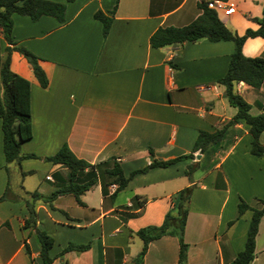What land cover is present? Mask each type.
Returning <instances> with one entry per match:
<instances>
[{
  "label": "crops",
  "instance_id": "crops-1",
  "mask_svg": "<svg viewBox=\"0 0 264 264\" xmlns=\"http://www.w3.org/2000/svg\"><path fill=\"white\" fill-rule=\"evenodd\" d=\"M198 1L72 0L65 2L62 22L11 15L13 40L39 57L47 86L40 87L26 60L11 52L10 70L30 83L31 137L19 151L34 157L5 163L0 129V195L6 189L0 200V264H41L34 228L24 225L26 201L35 211L34 227L53 239L51 264H134L142 244L135 231L160 224L171 195L188 185L193 188L183 230L186 264H230L243 249L252 212L236 217L237 202L264 199V156L250 153L242 119L227 125L221 139L202 152L135 173L114 193L109 187L115 184L103 178L112 162L128 176L153 159L185 155L199 130L218 129L235 114L217 82L227 69L231 40L149 44L157 27L193 20ZM221 1L233 7L228 14L217 12L232 31L241 35L259 27L252 18L261 16L262 0ZM98 9L111 16L104 37L93 18ZM5 45L0 34V53ZM241 52L264 58V37L246 38ZM234 88L251 114L262 111L264 82L255 89L239 81ZM258 140L264 145V131ZM62 144L95 165L84 169L94 171L95 183L79 194L82 204L71 193L31 201L30 192L48 195L68 182L65 167L43 159ZM134 196L144 201L140 208L132 206ZM50 230L58 235L56 247ZM68 242L89 246L58 256ZM177 255V238L162 235L149 241L142 264H176ZM248 264H264V213Z\"/></svg>",
  "mask_w": 264,
  "mask_h": 264
},
{
  "label": "trees",
  "instance_id": "trees-1",
  "mask_svg": "<svg viewBox=\"0 0 264 264\" xmlns=\"http://www.w3.org/2000/svg\"><path fill=\"white\" fill-rule=\"evenodd\" d=\"M72 0H65L69 2ZM199 13L189 23L181 26L162 25L157 27L149 36V44L152 47H162L174 43L195 42L200 39L209 41L231 40L234 44L225 73L217 79V82L224 86V96L227 102L236 108L235 114L220 128L211 132L199 130L189 153L170 160L153 159L146 166L133 170L128 176H123L116 163L104 169L103 178L106 183L115 184L113 193L122 189L129 178L138 172L145 171L152 167H164L180 158L192 157L193 152H202L210 144L218 142L227 125L236 123L242 119L248 125V132L251 136L250 153L256 156H264V145L258 137L264 131V103L262 111L258 114L249 112L250 105L238 94L234 85L242 81L252 88L258 89L264 82V58L260 56L249 57L241 52V45L248 37H264V0H262L261 16L252 18L259 24L255 30L247 28L243 34L238 35L232 31L217 16L218 10L206 5L205 0L197 2ZM65 3L51 0H0V34L6 45L0 53V129L1 149L4 162L19 161L21 158L34 157L33 154H21L19 145L31 137L30 110H29V80L13 72L9 68L11 52L15 51L21 55L31 68V72L40 87L47 86V78L38 64L39 57L22 45L16 44L11 35L12 14L28 17L35 21L40 16L46 15L55 18L57 22L63 21ZM112 11H110L111 13ZM93 18L101 23V35L104 37L108 31L111 16L104 14L101 10L93 13ZM53 164H60L67 169L68 182L48 195L30 192L31 201L40 199L49 202L59 194L71 193L77 203L82 204L78 196L87 190L96 181L94 171L85 168L95 167L83 159L77 158L69 150L66 144H62L55 153L43 157ZM97 166V165H96ZM194 165L190 164L185 169V174L190 178ZM193 185L185 186L171 195V205L165 212L162 221L158 225H147L135 231L142 244L140 250L134 257V264H142V257L149 241L162 235H172L178 241V255L176 264H186V243L183 241V230L187 206ZM6 197V189L0 195V200ZM257 206H251L242 199H239L236 207V217L245 210H251V217L248 223L246 238L243 249L238 252L230 264H248L253 258L254 236L257 231V224L264 213V199H254ZM144 201L138 200L137 196L132 199V206L140 208ZM28 215L24 220L25 226L34 228V235L39 244L38 255L41 264H51L53 257L49 255V249L53 239L45 231L34 227L35 211L32 204L26 201ZM86 244L68 242L57 253L58 256L66 251L73 250L80 252L88 247ZM25 251L27 247L24 244Z\"/></svg>",
  "mask_w": 264,
  "mask_h": 264
},
{
  "label": "built area",
  "instance_id": "built-area-1",
  "mask_svg": "<svg viewBox=\"0 0 264 264\" xmlns=\"http://www.w3.org/2000/svg\"><path fill=\"white\" fill-rule=\"evenodd\" d=\"M206 1V5L208 7H211L212 9H215V10H222V12L224 14H228V13H231L233 11V7L232 6H227L226 7V4L221 1V0H205ZM201 88H209L208 86L206 87H202L200 86ZM46 178H49V176H46ZM109 190L112 191L113 190V186H110L109 187Z\"/></svg>",
  "mask_w": 264,
  "mask_h": 264
},
{
  "label": "rangeland",
  "instance_id": "rangeland-1",
  "mask_svg": "<svg viewBox=\"0 0 264 264\" xmlns=\"http://www.w3.org/2000/svg\"><path fill=\"white\" fill-rule=\"evenodd\" d=\"M61 2H64L65 3V0H62ZM47 161V160H46ZM249 203H251V202H249ZM253 205H251V206H255V202H253L252 203ZM39 229V228H38ZM47 233H49V234H54V236H55V238H56V240H55V247L57 246L56 244H57V237H58V235H56L55 233H54V231H52V230H50V231H48ZM137 241H140L138 238L136 239Z\"/></svg>",
  "mask_w": 264,
  "mask_h": 264
}]
</instances>
